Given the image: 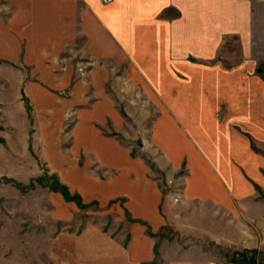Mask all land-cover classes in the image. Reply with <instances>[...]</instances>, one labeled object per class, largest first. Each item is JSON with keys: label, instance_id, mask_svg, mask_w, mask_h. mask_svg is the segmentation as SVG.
<instances>
[{"label": "rangeland", "instance_id": "rangeland-1", "mask_svg": "<svg viewBox=\"0 0 264 264\" xmlns=\"http://www.w3.org/2000/svg\"><path fill=\"white\" fill-rule=\"evenodd\" d=\"M116 1L100 0L101 6L96 3L92 9L114 10ZM254 1L255 55L247 65L256 66V75L264 78V0ZM88 4L82 0H0V264H147L130 256L131 248L142 251L143 246L158 250L151 264H239L245 260V251L251 257L249 263L264 264L262 229L256 226L254 236L244 239L239 230L229 232L223 224L228 217L222 214L220 230L214 235L209 218L213 211L180 206L190 171L180 170L172 177L169 165L170 169L165 166L163 170L158 165L165 157L153 140L156 122L163 137L166 131L174 132L175 158H193L188 137L193 131L180 111L190 100L175 95L183 82H172L177 71L186 68L171 64L151 70L129 51L125 59L117 57V51L115 57L104 55L100 51L103 41L99 38L97 43L86 25ZM39 27L45 32L37 44L52 47L26 49ZM69 27L75 31L68 32ZM61 39L67 48L60 49ZM170 54L164 58L170 59ZM217 60L227 68L235 66H230L232 62L243 63L239 35L225 39ZM96 70L103 72L104 92L120 116L118 129L112 120L103 132L116 136L132 151L141 163L137 175L110 173L94 156L87 160L86 153L78 155L73 134L80 109L70 106L69 100L82 88L85 96L94 94L101 84L92 78ZM40 75L53 80L38 82ZM62 75H70L68 85L61 81ZM41 86L49 90V96L36 88ZM48 108L60 113L51 115L45 111ZM174 108L177 114L172 113ZM56 181L68 190V198ZM147 182L153 188L158 185L172 199L177 219L173 226L158 228L137 218L141 209L132 203L139 202ZM75 195H79L76 201ZM160 212L163 218L167 216L165 208ZM237 215L235 222L246 216L243 211Z\"/></svg>", "mask_w": 264, "mask_h": 264}, {"label": "crops", "instance_id": "crops-1", "mask_svg": "<svg viewBox=\"0 0 264 264\" xmlns=\"http://www.w3.org/2000/svg\"><path fill=\"white\" fill-rule=\"evenodd\" d=\"M82 1L89 3L88 9L84 11L86 25L90 28L89 32L96 35V42L99 38L103 41L100 51L104 55L115 57L114 51H117V57L125 59L126 52L129 51V55L149 69L151 67V70L158 65L171 64L186 68L177 71L172 82H183L181 89H176L175 95L190 100L180 111L193 131L188 132V137L192 140L190 145L193 158L182 160L178 155L179 159L174 157L172 147H177L178 141H174L173 131L171 134L166 131L163 137V132L160 131L163 129L156 122L153 132V140L160 145L166 161L164 165L163 160L158 161L160 168L163 170L165 166H170L173 169L172 177L175 176L174 172L185 169L190 171L186 174L181 208L194 206L213 211L214 214L209 218L213 222L214 235L220 230L218 227L221 226L222 214L228 217L223 224L229 228V232L239 230L243 232L241 236L244 239L254 236L252 231L256 226L264 231V197H261L264 195V78L256 75V66L250 69L247 65L255 55V1L117 0L114 10L109 11L92 9L96 3L101 6L100 0ZM67 30L75 31V27ZM36 31L37 34L28 39L26 49H50L51 44L36 42L42 38L41 34L45 30L39 27ZM230 35L240 36L244 52L243 63H230V66L235 65L233 68H227L228 65L223 61L217 60L225 39ZM109 37L114 40L111 42ZM66 44L61 39L60 49L67 48ZM168 51L171 52L169 60L164 58ZM172 55L178 57H173L176 59L172 60ZM223 65L226 67L223 68ZM174 71L173 68V74ZM103 76L100 70L92 75L97 83L101 81L94 94L85 96L82 88L69 100L70 106L80 109L73 134L74 143L78 146L79 156L83 152L86 153L87 160L90 155L94 156L105 170L126 176L135 173L141 163L116 136H108L103 132V128L108 127L112 120L117 129L120 125L118 110L104 92ZM60 77L62 82H66L64 85L69 84L70 75ZM51 80L46 75L36 77V81L45 84ZM23 82L28 90L25 77ZM36 88L41 89L45 97L49 94L45 87ZM55 108L45 111H49L51 115L60 113ZM178 112V108L172 110V113ZM150 182L145 184L148 190H143L139 202L132 203L141 209V216L137 218L149 220L147 222L151 226L156 224L158 228L173 226L177 219L173 217L172 199L169 195L165 196L158 185L153 188ZM131 200L133 198L129 202ZM160 208L162 213L164 208L167 211L164 218ZM242 211L245 218L235 222L237 213ZM136 237L137 234H134L135 239ZM135 242L133 240L131 247ZM130 256L132 260L140 257L136 259L147 264H151L156 258L155 249H147L146 246H143L142 251L131 248Z\"/></svg>", "mask_w": 264, "mask_h": 264}, {"label": "trees", "instance_id": "trees-1", "mask_svg": "<svg viewBox=\"0 0 264 264\" xmlns=\"http://www.w3.org/2000/svg\"><path fill=\"white\" fill-rule=\"evenodd\" d=\"M56 183L62 188V191H63V193L65 194V196L68 198V196H67V194H69V192H68V190L65 188V186H62V185H60V183L59 182H57L56 181ZM77 198L79 199V195H75V198L73 199V200H77ZM158 250H156L155 249V254H156V256L158 257ZM251 253V252H250ZM252 254H253V252H252ZM248 255H249V252L248 251H245L244 252V254H242V257L245 259V260H240L241 262L239 263V264H251V263H249L248 262V260L251 258H249L248 257Z\"/></svg>", "mask_w": 264, "mask_h": 264}]
</instances>
